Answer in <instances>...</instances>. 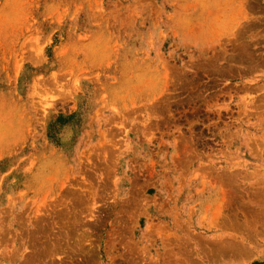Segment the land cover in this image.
<instances>
[{"label":"rangeland","instance_id":"rangeland-1","mask_svg":"<svg viewBox=\"0 0 264 264\" xmlns=\"http://www.w3.org/2000/svg\"><path fill=\"white\" fill-rule=\"evenodd\" d=\"M0 264H264V0H0Z\"/></svg>","mask_w":264,"mask_h":264}]
</instances>
